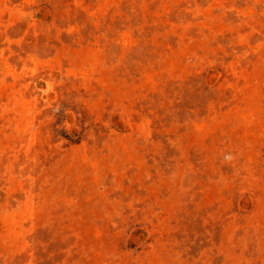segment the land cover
<instances>
[{
    "label": "rangeland",
    "instance_id": "374dc122",
    "mask_svg": "<svg viewBox=\"0 0 264 264\" xmlns=\"http://www.w3.org/2000/svg\"><path fill=\"white\" fill-rule=\"evenodd\" d=\"M0 264H264V0H0Z\"/></svg>",
    "mask_w": 264,
    "mask_h": 264
}]
</instances>
